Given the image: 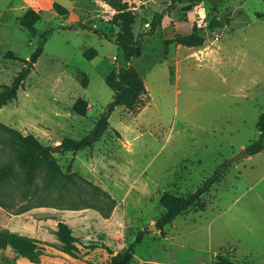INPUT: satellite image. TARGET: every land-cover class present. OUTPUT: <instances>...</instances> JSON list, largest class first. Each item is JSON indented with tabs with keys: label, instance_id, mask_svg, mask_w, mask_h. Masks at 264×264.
<instances>
[{
	"label": "rangeland",
	"instance_id": "1",
	"mask_svg": "<svg viewBox=\"0 0 264 264\" xmlns=\"http://www.w3.org/2000/svg\"><path fill=\"white\" fill-rule=\"evenodd\" d=\"M109 1L0 0V92L31 67L25 60L51 31L17 98L0 107V168L13 164L0 179V229L35 241L41 256L35 263L0 248V264H111L106 247L116 254L142 230L132 264H217L219 257L264 264V150L232 162L258 138L264 112V0H199L186 14L189 2L170 9L171 0H122L143 45L132 65L148 91L145 105L117 107L92 148L54 151L57 166L38 161L27 179L25 148L12 131L53 148L78 141L113 99L105 79L123 54ZM54 3L69 13L59 16ZM29 8L42 14L36 33L18 20ZM157 13L162 22L148 35ZM213 18L222 26L212 28ZM194 26L202 47L166 45ZM89 49L97 52L91 59ZM78 99L88 103L85 116L72 111ZM223 164L224 177L198 204L163 231L150 230L165 212V192L192 193ZM61 222L77 239L73 254L59 240Z\"/></svg>",
	"mask_w": 264,
	"mask_h": 264
},
{
	"label": "trees",
	"instance_id": "2",
	"mask_svg": "<svg viewBox=\"0 0 264 264\" xmlns=\"http://www.w3.org/2000/svg\"><path fill=\"white\" fill-rule=\"evenodd\" d=\"M199 0H171L169 7L174 8L178 3L189 2L181 8L183 14L193 10L194 4ZM110 5L117 11L113 16V23L121 26V32L118 33L116 44L123 54V60L119 64L117 71L110 72L105 79L106 84L113 91V99L107 106L105 112L101 114L94 123V128L81 140L63 139L59 147L62 152H79L92 148L108 131L110 127L109 118L117 107H125L132 112L138 111L144 104V97L148 94L144 79L140 72L132 65L134 58L141 57L143 45L142 41L136 40L133 34V25L136 17L134 13L128 9L127 3L122 0H110ZM54 10L59 16H66L69 11L58 3L53 4ZM163 18L162 13L155 14L148 35H152L156 28L161 24ZM42 19L40 11L29 8L18 19L22 27L31 33H36V24ZM212 28L221 27L222 24L217 18H213L210 22ZM84 27V26H83ZM92 30V28H90ZM51 31H45L40 35L39 45L28 60H25L26 66L13 79L12 83L3 86L0 92V107H3L15 100L19 90L23 87L24 81L29 75L32 66L38 62V59L44 51V44ZM204 37L199 33L196 26L188 35L177 36L168 43H177L185 47L199 48L204 45ZM97 54L95 49H89L85 52V56L89 59ZM11 59H20L13 52L6 54ZM88 110V103L83 99H78L72 106V111L77 115L85 116ZM259 136L252 141L246 148L248 156L255 155L264 150V112L258 119ZM14 138L23 144L25 152L20 158L21 166L26 170L27 179L32 178L33 172L38 161H44L52 167L57 166L54 158V148L41 143L33 134L23 135L20 132L12 131ZM228 168L225 164L220 166L210 177H208L195 191L185 196L176 195L165 192L160 198V203L164 207L165 212L157 219L156 227L163 231L164 227L171 224L180 214L194 207L199 203L201 198L207 194L214 185L219 183L227 172ZM13 172V164L9 163L5 167L0 168V179H6ZM145 230L140 231L135 240L124 250L114 254L109 248L111 255V264H132L135 256L136 247L142 242ZM59 240L63 244V249L69 254H73L75 250L74 243L77 239L72 235L71 229L63 222L58 225ZM37 243L29 238L16 235L8 230L0 229V248H13L20 256L30 259L37 263L41 256ZM217 264H236L231 260L219 257Z\"/></svg>",
	"mask_w": 264,
	"mask_h": 264
},
{
	"label": "water",
	"instance_id": "3",
	"mask_svg": "<svg viewBox=\"0 0 264 264\" xmlns=\"http://www.w3.org/2000/svg\"><path fill=\"white\" fill-rule=\"evenodd\" d=\"M54 151L61 152L62 150H61V148H60L59 146H57V147L54 148ZM242 156H248V154H247V152H246L245 149H243L242 153L239 154V155H237V156L232 160V162H234V161H235L236 159H238V158H241ZM150 230H157V227L154 225V226H152V227L150 228Z\"/></svg>",
	"mask_w": 264,
	"mask_h": 264
}]
</instances>
